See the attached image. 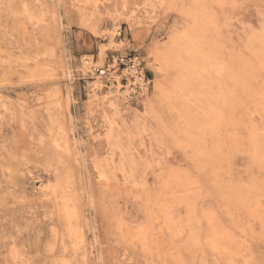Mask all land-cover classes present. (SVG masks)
Here are the masks:
<instances>
[{
    "label": "rangeland",
    "instance_id": "obj_1",
    "mask_svg": "<svg viewBox=\"0 0 264 264\" xmlns=\"http://www.w3.org/2000/svg\"><path fill=\"white\" fill-rule=\"evenodd\" d=\"M0 264H264V0H0Z\"/></svg>",
    "mask_w": 264,
    "mask_h": 264
},
{
    "label": "bare ground",
    "instance_id": "obj_2",
    "mask_svg": "<svg viewBox=\"0 0 264 264\" xmlns=\"http://www.w3.org/2000/svg\"><path fill=\"white\" fill-rule=\"evenodd\" d=\"M130 13V12H129ZM131 15L135 16V14H133V12L130 13ZM123 15V14H122ZM119 27V26H118ZM114 29V28H113ZM114 31V30H113ZM118 32V30L116 31ZM111 36V35H110ZM114 35L112 34V37ZM110 44H112V41H110ZM157 55H160L158 52H155V53H152V55L149 57V59H153L154 61H157ZM141 62V58L140 56L138 58H136L135 60V63L136 65H139ZM83 69L84 71H87L89 72L90 75L94 76L95 77V80L92 84V87H93V96L94 98H97L99 95H102L104 94V99L105 101H113V100H118L119 97L117 96V94H120V97H123V100L125 102L129 101L130 97H131V94H134L136 93L138 90H140L142 92V94H145L148 92L149 88H148V85L151 83L152 80H147L146 79V73L144 71V69L142 68H130V69H126V70H129V74L131 75L132 79L134 80L132 82V85L134 87H130L129 86H126V90L124 92H120V88L122 87V84L120 83V81L118 80V77H115L113 75H111V72L109 73L110 76H108V80H111V84L112 85H115L114 83L117 82V85H115L117 91L115 94L111 89H108L106 93H104V84L103 82L101 81V79L103 78L102 76L103 75H106V72L101 70L99 67H94V63L91 62V57L90 58H84L83 60ZM135 65V66H136ZM93 67L95 69H93ZM153 69V68H152ZM94 71H98L100 73V75L96 76L95 74H93ZM113 73V72H112ZM71 74V73H70ZM115 80V82H114ZM129 81V80H128ZM99 97V98H101ZM92 98V97H91ZM95 100V99H94ZM96 101V100H95ZM115 102V101H114ZM110 105L112 106V104L110 103ZM116 107V106H115ZM118 114V113H117ZM117 116V115H116ZM112 127H113V124H112ZM111 127V128H112ZM113 129V128H112ZM114 131V130H113ZM110 132H112L110 130ZM115 137V136H114ZM119 142V141H118ZM116 145V144H115ZM112 160V159H110ZM108 161V160H107ZM100 177L104 178L106 177V173L102 170L100 172ZM105 179V178H104Z\"/></svg>",
    "mask_w": 264,
    "mask_h": 264
},
{
    "label": "built area",
    "instance_id": "obj_3",
    "mask_svg": "<svg viewBox=\"0 0 264 264\" xmlns=\"http://www.w3.org/2000/svg\"><path fill=\"white\" fill-rule=\"evenodd\" d=\"M133 54H134V56L128 60V63H126V66L128 65L129 69L130 68H142V69H144L143 67H144V62L145 61H144L143 55L140 53L139 49L138 48L134 49L133 50ZM139 56L141 58V62H140L139 65H136L135 60Z\"/></svg>",
    "mask_w": 264,
    "mask_h": 264
}]
</instances>
